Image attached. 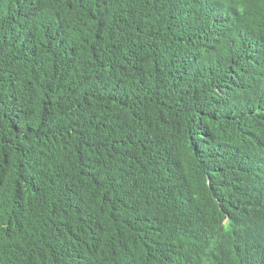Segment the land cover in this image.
Returning a JSON list of instances; mask_svg holds the SVG:
<instances>
[{
    "label": "trees",
    "instance_id": "obj_1",
    "mask_svg": "<svg viewBox=\"0 0 264 264\" xmlns=\"http://www.w3.org/2000/svg\"><path fill=\"white\" fill-rule=\"evenodd\" d=\"M0 264H264V0H0Z\"/></svg>",
    "mask_w": 264,
    "mask_h": 264
}]
</instances>
